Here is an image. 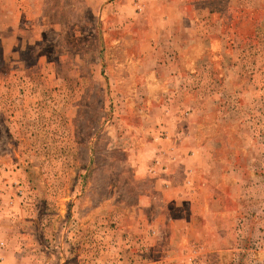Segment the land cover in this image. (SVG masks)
Returning a JSON list of instances; mask_svg holds the SVG:
<instances>
[{
    "label": "rangeland",
    "instance_id": "1",
    "mask_svg": "<svg viewBox=\"0 0 264 264\" xmlns=\"http://www.w3.org/2000/svg\"><path fill=\"white\" fill-rule=\"evenodd\" d=\"M153 1L0 0V237L11 264H204L197 244L189 262L161 261L181 252L168 232L150 243L137 216L138 203L151 219L160 211L140 197L154 182L138 166L169 105L156 102L166 78L144 69L158 58ZM195 1L192 30L224 36L187 55L206 66L193 106L210 111L205 136L229 147L216 157L247 195L217 264H264V0Z\"/></svg>",
    "mask_w": 264,
    "mask_h": 264
},
{
    "label": "crops",
    "instance_id": "2",
    "mask_svg": "<svg viewBox=\"0 0 264 264\" xmlns=\"http://www.w3.org/2000/svg\"><path fill=\"white\" fill-rule=\"evenodd\" d=\"M153 2V6H156L154 19L158 24V42L152 50L158 58L154 64L145 65L144 69H154L158 79L166 78L168 89L156 102L169 105L164 108L166 115L158 118L159 127L151 130L154 142L144 145L141 150L145 152L144 161H140L138 166V173L148 176L154 182L152 189L143 190L140 197L147 194L149 202L160 211L156 219H151L148 206L141 209L138 203L140 211L137 210V216L138 220L147 219L150 224V243L161 246L157 244L161 234L168 232L169 245L181 252L177 251L179 257L165 256L161 261L173 263L179 258L181 262L190 256L189 250L197 244L205 251L199 261L217 264L221 262L222 254L215 247H220L221 241L230 239L232 233H236L237 205L247 195L240 194L234 170L229 166L223 169L224 163L216 157L218 150L229 147L224 148L218 140L205 136L204 127L211 113L194 107L193 102L200 101V89L197 88L206 84L204 75L203 78H195L194 72L205 70L206 66L190 65L187 55L197 43L206 45L207 38H219L224 34L217 30L201 33L192 30L197 25L200 11L195 0ZM203 23L204 28H208ZM161 56H165L168 63L162 61ZM217 121H223L222 116ZM148 139L150 141L149 136ZM127 214L125 219L129 221L131 218L135 222L129 211ZM226 222L230 223L227 229ZM133 231L137 233L140 228L135 226ZM224 231L226 233L222 234ZM235 237L231 239L236 240ZM136 241L130 244L139 245L140 242ZM184 250L185 254L182 253ZM11 255L8 244L2 242L0 237V264H11ZM235 257L228 258L229 264L235 261ZM20 262L22 264L26 260L21 259Z\"/></svg>",
    "mask_w": 264,
    "mask_h": 264
}]
</instances>
